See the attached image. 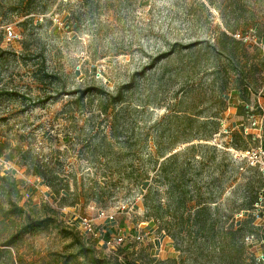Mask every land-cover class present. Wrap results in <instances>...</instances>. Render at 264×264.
Wrapping results in <instances>:
<instances>
[{"label": "rangeland", "instance_id": "374dc122", "mask_svg": "<svg viewBox=\"0 0 264 264\" xmlns=\"http://www.w3.org/2000/svg\"><path fill=\"white\" fill-rule=\"evenodd\" d=\"M240 31L253 46L243 99L232 54L212 47ZM260 44L264 0H0V172L24 181L31 218L54 216L0 247V264H224L228 243L242 245L240 264L263 261L264 176L243 156L264 150L251 125L253 114L264 126ZM131 80L116 121L99 113L103 98H78ZM27 170H45L65 201ZM100 210L124 233L120 246L80 231L78 218ZM246 219L252 233L236 232ZM9 234L0 222V241Z\"/></svg>", "mask_w": 264, "mask_h": 264}, {"label": "trees", "instance_id": "16d2710c", "mask_svg": "<svg viewBox=\"0 0 264 264\" xmlns=\"http://www.w3.org/2000/svg\"><path fill=\"white\" fill-rule=\"evenodd\" d=\"M239 36L242 38L244 35V32L240 31L238 32ZM235 39L231 36H228L225 32L220 33L219 40L213 45V49H217V55L218 57H224L226 53L232 54V71H234L235 75L238 79H236V82L238 80V83H236L237 94L243 99L246 98L247 91L249 90L248 84L250 83L249 80H251V77L244 74L243 66L246 65V61H243V58H245L246 53H248V49L250 48L249 42H244L242 39ZM221 39H226L230 42L231 48L221 47ZM254 49V48H253ZM254 56H258L259 59L262 61V65H264V55L260 56L259 53L256 51V54ZM236 57V59H234ZM253 80V78H252ZM134 87V83L132 80L120 86L118 89H116L113 93L105 91L101 86H93L89 88L86 92L81 91L78 98H82L85 95L92 94L97 96L99 99L103 98V102H99V113L107 114L108 110L110 109L109 115L112 117V121H116L118 119L117 113L113 111L115 107L118 108V113H121L123 110L126 111V108L123 107L124 103H126V94L127 92ZM223 97V96H222ZM144 109L143 105L133 104L131 111L134 112H142ZM130 110V109H128ZM127 110V111H128ZM264 127V126H263ZM111 136L114 137V127L111 128ZM216 130L213 131V134L216 133ZM264 131V130H263ZM126 147L130 148V144H128V141L126 142ZM0 156H2V150L0 149ZM26 158L24 157L23 161ZM30 165H35L34 162H29ZM28 173L36 174L39 177H41L43 180L46 181V183L49 185L51 193L55 196H59L60 200L65 201V198H67L68 191L64 188L56 187L53 182L51 181V177L47 175L45 170H27ZM23 186L24 181L18 180L14 178L10 174H1L0 172V222L2 223L3 227L5 229H8V232L10 233L6 241H0V247H6L11 246L14 244V242L22 235H24L27 232H31L33 230L38 229L42 225H44L46 222L50 223L54 220V216H38L35 218H31L30 214H28L24 208V205H21L20 202L23 198ZM257 199V198H256ZM81 200L80 196H74L73 201L70 203L69 206L79 202ZM256 201V200H255ZM41 207H45V204H41ZM35 208H33L34 210ZM205 210L204 206L197 207L196 214L200 215ZM52 213H55L53 209L50 210ZM11 218H17L22 219V222L15 226L14 229H12L9 223L11 221ZM251 221L249 219H246L244 222H241L237 229H235L236 232H244L247 234L252 233V226L249 224ZM5 225V226H4ZM226 238L231 240V236H233V233L231 230H228V233L225 234ZM241 245V244H240ZM242 246V245H241ZM241 246L238 248V250H234V247L230 245L229 243L226 244L225 249H222V259L224 264H240L242 262V257L244 251L242 250ZM80 249L84 250L85 246L84 244H79ZM238 251V253H237ZM125 261L123 259V263L119 264H125ZM103 264V262H100ZM126 264H128L126 262ZM249 264H264L263 261L255 262L254 258L250 259Z\"/></svg>", "mask_w": 264, "mask_h": 264}, {"label": "built area", "instance_id": "2783aa9c", "mask_svg": "<svg viewBox=\"0 0 264 264\" xmlns=\"http://www.w3.org/2000/svg\"><path fill=\"white\" fill-rule=\"evenodd\" d=\"M2 30L4 32V38L8 41H12L16 38V33L11 25L3 26ZM236 38L240 39L241 37L239 34L235 35ZM243 41L246 39L244 37L241 38ZM260 48L264 55V45L260 44ZM264 111V110H263ZM251 125L252 128L256 130L260 136L263 132V126L262 122L255 119L253 114L251 115ZM243 156L247 159V163L251 167H256L259 169V171L264 176V150L261 146L256 147L255 149L246 150L243 152ZM106 219L108 221L113 220L112 214L106 213L102 210L97 211L95 216L91 215H85L80 216L78 218V227L82 234L91 241H98L101 242L103 245H105L107 248H114L120 246L124 242V233L120 230H116V232L109 237H105L106 230H102L100 228H97L96 219ZM136 239L139 238V235H136ZM257 261H260V259H257Z\"/></svg>", "mask_w": 264, "mask_h": 264}, {"label": "crops", "instance_id": "0c3cea01", "mask_svg": "<svg viewBox=\"0 0 264 264\" xmlns=\"http://www.w3.org/2000/svg\"><path fill=\"white\" fill-rule=\"evenodd\" d=\"M98 221L99 220L97 219L96 224ZM106 221H108V220H105V222ZM112 223H113V221H109L110 225H108V227H105V228H104V225L108 224V222H106V224L105 223L104 224H97V228H100L102 230L105 229L106 230L105 237H109V236H112L116 232V230H120V228H116Z\"/></svg>", "mask_w": 264, "mask_h": 264}]
</instances>
